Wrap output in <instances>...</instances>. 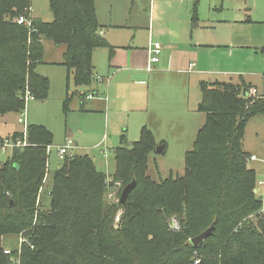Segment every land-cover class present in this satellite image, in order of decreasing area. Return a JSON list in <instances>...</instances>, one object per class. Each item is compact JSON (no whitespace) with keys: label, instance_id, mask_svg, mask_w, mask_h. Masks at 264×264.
Listing matches in <instances>:
<instances>
[{"label":"trees","instance_id":"trees-1","mask_svg":"<svg viewBox=\"0 0 264 264\" xmlns=\"http://www.w3.org/2000/svg\"><path fill=\"white\" fill-rule=\"evenodd\" d=\"M49 4L53 20L34 18L36 31L30 32L15 18L31 12L32 0H0V122L22 111L27 89L37 101L47 98L49 80L37 71L46 40L65 47L62 64L73 74L76 89L67 93L65 108L73 95L86 96L80 88L94 80L95 49L114 50L101 35L95 0ZM192 18L198 20L197 0ZM252 87L243 80L200 82L198 111L205 121L185 154L182 176L155 181L148 174L149 155L158 147L149 127L132 143L122 136L113 149V181L121 180L124 187L136 181L125 204H105L107 174L89 154L67 156L55 169L50 210L37 214L38 224H33L36 198L53 133L29 124L28 145L16 148L1 170L0 264H17L11 257L19 256V264H194L198 254V264H264V213L256 224L248 219L263 202L254 192L256 171L248 167L250 154L243 147L248 121L264 114V95L251 97ZM19 135L13 132L12 139ZM120 207L125 210L122 228L115 229ZM171 217L180 230L171 228ZM214 224L204 241L188 243ZM23 230L28 240L19 255L18 244L6 246L2 237ZM6 248L13 250L11 255Z\"/></svg>","mask_w":264,"mask_h":264},{"label":"crops","instance_id":"crops-1","mask_svg":"<svg viewBox=\"0 0 264 264\" xmlns=\"http://www.w3.org/2000/svg\"><path fill=\"white\" fill-rule=\"evenodd\" d=\"M108 1L110 11L102 14L98 8V2L102 4V0H95L96 12L101 35L114 50L111 52L108 47L95 49L92 57L94 80L90 87H81L80 90L86 92V96L93 94L92 97H83V105L87 103L89 111H103L109 116V121L111 112L116 134H121V138L125 136L129 142L137 141L142 128L147 126L159 142L161 133L175 124L177 104L183 102L186 94L198 106L201 99L197 95L192 97L191 90L200 87L204 80L234 83L243 80L253 87H261L264 94V45L260 47L262 63L257 66L262 68L249 70L252 68L250 65L245 68L241 60L249 59L251 62L253 57L238 53H243L241 47L251 46H239L237 51L235 47L240 44L226 39V29H220L230 22L228 15H222L224 0H197L198 20L195 22L192 16L196 0H149L147 9L138 7L134 13L133 7L128 11L121 9L118 0ZM32 15L41 18L33 7ZM250 20V16L245 19ZM261 24L264 33V20ZM151 43H159L162 52L159 61L148 70ZM222 46L232 48L224 51L215 49ZM62 60H46L44 54L43 63L62 64ZM226 64L234 68L219 67ZM214 74L226 78H211ZM248 76H260L261 84ZM99 77L105 80L100 81ZM204 121L205 114L199 112L196 134ZM164 142L162 146L165 149ZM253 161H248V164Z\"/></svg>","mask_w":264,"mask_h":264},{"label":"rangeland","instance_id":"rangeland-1","mask_svg":"<svg viewBox=\"0 0 264 264\" xmlns=\"http://www.w3.org/2000/svg\"><path fill=\"white\" fill-rule=\"evenodd\" d=\"M148 4L149 0H135V4L133 0H118V6L121 9L128 11V9H132L133 7L132 13H134L138 7L143 10L147 9ZM207 6L208 4L205 5V8H207ZM32 7L35 14L40 16L44 21L53 20L49 0H32ZM98 8L102 14L108 13L110 11L109 1L102 0V4L98 2ZM222 8V10H224L222 11V15H228L227 18L230 20L226 27L220 26V29H226L225 38L235 44H240L235 47L236 50L242 45L251 46L241 47L240 49H244V51L238 54L252 56L253 60L251 62L249 59L246 61L241 60V63L245 68L250 65L252 68H249V70H260L262 67L257 66L262 63L263 55V53L260 52V47L264 45V33L261 29V21L264 20V0H224ZM249 16L251 20L245 21ZM217 31H219V28ZM28 42H30V39ZM230 48L232 47H215V49L219 51L228 50ZM64 51L65 47L62 45L57 47L51 41L46 40L44 42L46 60L61 61ZM219 67L225 69L234 68L230 64ZM37 71L48 78L50 90L47 98L39 101V104L37 100L28 102L26 107V119L28 124H40L49 129L53 133V146L62 144L66 135H69L68 137L72 138L75 145L78 146L77 150H71V152L73 151L72 154H77V156L89 154L95 161L97 168L107 174L108 186L104 195L105 204L108 206L121 204L120 197L124 185L121 180L113 181L112 174L115 171L113 149L120 146L122 142L121 134H116L111 112L109 121V116L103 111L99 113L89 111L87 103L83 105L85 99L82 98V100L78 95H73L69 108L64 107V100L67 93L72 94L76 89L72 71L70 70L69 72V69L65 65L43 63L38 65ZM68 77H70L69 80ZM251 77L257 79L259 84H261L259 81L260 76H248V78ZM211 78L225 79L226 77L220 74H214L211 75ZM252 89H256V91L253 92ZM252 89L250 90V95L251 97L254 96V99H258L260 96L264 95L261 87H252ZM253 93H255V95ZM191 94L192 97L197 95L198 99H201L200 87L192 88ZM184 97L183 102L177 104L175 110L177 119L175 124L169 126L161 133L159 142H157L159 146L165 141L164 152H151L149 155L148 174L155 181H160L170 176H182L185 172V154L192 148L196 137V125L199 121V111L196 102L191 96H187L186 94ZM17 117V114H8L2 118L0 123V135L4 136L1 137L3 141L5 139L11 140L13 132L21 131L22 125L17 122ZM121 129L122 128H120V132L122 131ZM19 138H22L21 135L18 136V139ZM15 139H17V137ZM14 143L17 144V141ZM243 147L248 154H256V159H252V155L249 156L248 161H256L251 162L250 165L248 164V167H253L255 169L257 180L264 178V114L254 116L248 121ZM16 148H18V145L6 146L5 148L0 145V175L3 167L12 160ZM61 162L62 161L57 157L56 150L53 149L48 158V168L46 167L47 173L44 175L42 181L44 182L41 185L43 188H40L43 190L40 203L37 201L38 197L36 198V215L33 224L39 223L40 216L37 214L42 211L45 212L50 210V192L53 186V174ZM124 211L122 207L118 209L114 219L115 229L122 228ZM257 216H259V211L251 213L248 219L253 220L256 224ZM170 222H173V225L170 224L173 230L178 231L181 229L176 217H171ZM26 234L27 231L23 230L19 234L7 235L8 237L3 236L2 241L5 239L6 246L15 247L19 244L18 242L21 237L28 240ZM188 243L193 244L191 238H189ZM196 253L198 252L196 251ZM198 262H200L199 254L195 255L194 264H198Z\"/></svg>","mask_w":264,"mask_h":264},{"label":"built area","instance_id":"built-area-1","mask_svg":"<svg viewBox=\"0 0 264 264\" xmlns=\"http://www.w3.org/2000/svg\"><path fill=\"white\" fill-rule=\"evenodd\" d=\"M15 21L20 24L23 25L25 27H27L29 29L30 32H34L36 31V29L34 28V16L32 15V8H31V12L28 14H20L19 16H17L15 18ZM162 52V46L159 43H151L149 46V64H148V70L152 69V66L154 63H157L160 59V54ZM193 64L190 65V67H192ZM100 81H104L105 79L103 77H99L98 78ZM262 85L264 87V74L262 76ZM253 92L256 91V89H252ZM255 95V93H253ZM93 94H88L86 97H92ZM24 100H25V106L22 109V111L18 114L17 117V122L19 124L22 125L21 127V132H22V138L16 139L17 144L14 143L16 141L14 140H9V139H5L4 142L0 143L1 146H3V148H5L6 146H14V145H18V147L20 146H26L28 145V122L26 119V107L29 101L32 100H36L35 96L31 93V91L29 89L26 90L25 94H24ZM77 146L75 145L74 141L72 138L67 137L65 139V141L60 144V145H56L53 146V144H50L47 146L46 148V152H47V156L49 158V155L52 153L53 149L56 150L57 152V157L60 161L65 160V158L67 156H74L76 154H72L71 150H74ZM252 159H256L255 155L251 156ZM48 158H47V168H48ZM44 183V182H43ZM43 187H41L42 189ZM39 190V194H38V203L41 200V196H42V191L43 190ZM256 194L259 195V197L262 198V202H263V207L259 210V215H262L264 213V178L257 180L256 183ZM27 240L23 237L20 238L19 240V244H18V252L19 255L21 254V248L24 242H26ZM4 252L8 255H11L13 250L10 248H6L4 250ZM11 260L16 262L17 264H19L20 262V256L19 257H11Z\"/></svg>","mask_w":264,"mask_h":264},{"label":"water","instance_id":"water-1","mask_svg":"<svg viewBox=\"0 0 264 264\" xmlns=\"http://www.w3.org/2000/svg\"><path fill=\"white\" fill-rule=\"evenodd\" d=\"M163 150V146L159 145L157 147V151L161 152ZM136 186V181H132L131 183L127 184L121 194L120 197V203L121 204H125L128 200V196L130 194V192L133 190V188ZM254 192H256V190L254 189ZM171 225H173V222H171ZM214 227L215 224L212 225L210 228H208L207 230H205L204 232H202L201 234L197 235L196 237L192 238L191 241L194 245L199 244L200 242L204 241L206 238H208L214 231Z\"/></svg>","mask_w":264,"mask_h":264}]
</instances>
